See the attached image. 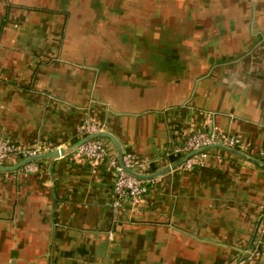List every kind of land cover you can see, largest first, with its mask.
<instances>
[{
	"label": "crops",
	"instance_id": "0c3cea01",
	"mask_svg": "<svg viewBox=\"0 0 264 264\" xmlns=\"http://www.w3.org/2000/svg\"><path fill=\"white\" fill-rule=\"evenodd\" d=\"M88 121L148 174L206 125L239 135L247 157L212 147L117 214L106 162L74 151L0 171V264L246 258L264 209L249 159L264 165V0H0V138L45 153L76 146ZM246 264H264V245Z\"/></svg>",
	"mask_w": 264,
	"mask_h": 264
},
{
	"label": "built area",
	"instance_id": "2783aa9c",
	"mask_svg": "<svg viewBox=\"0 0 264 264\" xmlns=\"http://www.w3.org/2000/svg\"><path fill=\"white\" fill-rule=\"evenodd\" d=\"M99 131H103V125L97 122L88 121L79 130L82 139L89 137ZM222 144L231 149L244 153L248 145L239 135L225 134L213 126H201L187 133L185 140L170 148L165 154L170 164L174 158L180 160L189 153L203 147ZM47 150L44 146L24 148L21 145L6 139L0 138V164L7 163L15 156L26 154L35 156ZM209 149L199 152L188 158L181 166L192 170L196 166L202 165ZM79 157L89 162H106L113 170V200L112 209L114 213H119L127 204L132 209H138L139 205L148 191L147 181L142 180L124 170L120 163L119 156L110 154L107 144L100 138H94L81 144L76 150ZM74 152V151H73ZM124 165L139 174L146 175L149 171V162L137 161L132 155H123ZM26 166V165H25ZM27 169H32V164H27ZM252 248L249 249L246 258L237 259L234 264H246L254 262L262 255L264 245V209L258 219L256 228L251 239Z\"/></svg>",
	"mask_w": 264,
	"mask_h": 264
},
{
	"label": "water",
	"instance_id": "95a60500",
	"mask_svg": "<svg viewBox=\"0 0 264 264\" xmlns=\"http://www.w3.org/2000/svg\"><path fill=\"white\" fill-rule=\"evenodd\" d=\"M100 137H107L109 139H111L113 141V143L118 147L119 151H120V154H119V157H120V163L122 165V167L124 168L125 171H127L128 173L142 179V180H151V179H154V178H157L161 175H164L166 174L167 172L171 171L172 169H176V168H179L188 158H190L191 156L199 153V152H202V151H205L207 149H210L212 147H221V148H224V149H227L229 151H233L235 153H238V154H241V155H244L245 157H247L244 153L238 151V150H235V149H231L229 147H226L222 144H219V145H212V146H208V147H203V148H200L196 151H193L191 153H189L188 155H186L183 159L173 163L172 165H169L167 166L166 168L160 170V171H157V172H154V173H150V174H147V175H143V174H139L137 172H134L130 169H128L124 163H123V155H124V152L119 144V142L117 141V139L110 133L106 132V131H99L93 135H90L89 137L83 139L82 141H80L76 146L74 147H70V148H55V149H52L48 152H45V153H40L38 155H35V156H26V154H20V158H21V161L19 163H17L16 165H4V164H0V171L2 172H12V171H16L22 167H24L25 165L29 164V163H32V162H35V161H38V160H43V159H47V158H58L59 156L61 155H65L67 153H72L73 151H75L81 144H83L84 142L88 141V140H91V139H94V138H100ZM249 158V157H248ZM252 162H254L255 164L261 166L262 168H264V165L260 164L256 159H253V158H249Z\"/></svg>",
	"mask_w": 264,
	"mask_h": 264
},
{
	"label": "trees",
	"instance_id": "16d2710c",
	"mask_svg": "<svg viewBox=\"0 0 264 264\" xmlns=\"http://www.w3.org/2000/svg\"><path fill=\"white\" fill-rule=\"evenodd\" d=\"M180 159L179 158H174V159H172V161L171 162H177V161H179Z\"/></svg>",
	"mask_w": 264,
	"mask_h": 264
},
{
	"label": "rangeland",
	"instance_id": "374dc122",
	"mask_svg": "<svg viewBox=\"0 0 264 264\" xmlns=\"http://www.w3.org/2000/svg\"><path fill=\"white\" fill-rule=\"evenodd\" d=\"M217 129H218V128H217ZM223 133H224V132H223ZM183 158H184V157H183ZM183 158H182V159H183Z\"/></svg>",
	"mask_w": 264,
	"mask_h": 264
}]
</instances>
